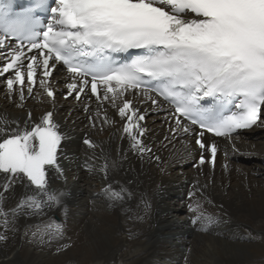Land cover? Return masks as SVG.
Instances as JSON below:
<instances>
[{
  "label": "snow or ice",
  "instance_id": "obj_1",
  "mask_svg": "<svg viewBox=\"0 0 264 264\" xmlns=\"http://www.w3.org/2000/svg\"><path fill=\"white\" fill-rule=\"evenodd\" d=\"M58 66L67 74L64 98L94 97L96 116L106 124L115 122L106 105L115 109L124 137L141 156L152 152L143 139L150 109L139 107L137 96L156 110L167 105L173 139L192 138L198 164L214 166L219 145L208 134L230 140L264 123V0H29L19 8L15 0H0V83L6 98H18L16 107H23L38 87L54 103ZM62 139L52 111L39 121L31 112L23 122L0 118V192L18 183L24 189L8 209L0 196L6 230L25 209L38 215L61 204L66 193L52 189L49 177L63 175ZM83 142L96 147L90 139ZM85 167L91 171L87 162ZM107 170L105 162V179ZM194 187L190 199L201 185ZM101 195L111 208L133 194L109 182ZM188 207L201 231L225 222L206 214L199 200ZM32 234L61 239L62 223L53 219ZM6 239L0 234V241ZM63 250L59 245L57 251Z\"/></svg>",
  "mask_w": 264,
  "mask_h": 264
},
{
  "label": "bare ground",
  "instance_id": "obj_2",
  "mask_svg": "<svg viewBox=\"0 0 264 264\" xmlns=\"http://www.w3.org/2000/svg\"><path fill=\"white\" fill-rule=\"evenodd\" d=\"M65 78L56 69L52 79L56 92L64 89ZM5 92L0 83V118L23 122L31 112L33 121H39L53 110L64 135L58 154L63 175L52 172L49 178L52 189L66 194L61 204L44 208L42 214L29 215L32 210L25 209L7 230L0 218V234L7 236L0 241V264H264V173L258 159L248 162L264 160V127L233 139L238 153L222 141L225 157L218 155L210 170L208 163H196L192 139L183 135L173 139L163 108L153 113L149 104L139 106L135 98L139 107L150 109L143 139L152 152L141 156L121 136L122 121L110 106L106 105L107 115L115 122L106 124L96 116L98 104L60 99L53 103L36 91L23 107H16L18 98L8 99ZM100 111L103 115L104 109ZM86 138L96 147L85 145ZM105 162L107 179L100 171ZM109 182L127 187L132 198L110 208L101 195ZM197 183L201 188L190 199L187 195ZM23 191L18 183L0 192L4 208L15 206ZM196 200L206 214L225 222L206 232L199 223L191 225L196 214L188 206ZM54 214L62 223L61 239L25 237ZM165 234L167 240L161 241ZM59 245L65 250L58 252Z\"/></svg>",
  "mask_w": 264,
  "mask_h": 264
},
{
  "label": "rangeland",
  "instance_id": "obj_3",
  "mask_svg": "<svg viewBox=\"0 0 264 264\" xmlns=\"http://www.w3.org/2000/svg\"><path fill=\"white\" fill-rule=\"evenodd\" d=\"M256 159L259 160V162H258L259 165L261 164V165H260V173H261V172L264 173V171H263V170H264V160H262L261 158H254L253 160L248 161V162L251 164V163H253V161H255ZM261 161H262V162H261ZM75 207H76V206H75ZM175 231H177V229H174V230H172L171 232H175ZM30 235H32V236H30ZM168 235H169V234H165L166 237L164 236V238H162L161 241H163L164 239L167 240ZM25 237H26V238H34V236H33L32 233H31V234L28 233ZM45 239H46V238H45ZM52 240H56V239H52ZM52 240H51V241H52ZM51 241H50V242H51ZM159 262L161 263V262H163V260H161V261H159ZM112 263H113V264H116L114 261H112L111 264H112Z\"/></svg>",
  "mask_w": 264,
  "mask_h": 264
}]
</instances>
